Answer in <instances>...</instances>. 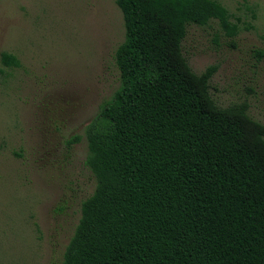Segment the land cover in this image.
<instances>
[{
    "label": "trees",
    "instance_id": "trees-1",
    "mask_svg": "<svg viewBox=\"0 0 264 264\" xmlns=\"http://www.w3.org/2000/svg\"><path fill=\"white\" fill-rule=\"evenodd\" d=\"M116 4L120 85L85 131L96 186L62 264H264V124L220 106L217 66L195 73L182 48L211 21L236 37L235 16L220 0Z\"/></svg>",
    "mask_w": 264,
    "mask_h": 264
},
{
    "label": "rangeland",
    "instance_id": "rangeland-1",
    "mask_svg": "<svg viewBox=\"0 0 264 264\" xmlns=\"http://www.w3.org/2000/svg\"><path fill=\"white\" fill-rule=\"evenodd\" d=\"M220 1L239 34L192 25L183 54L197 74L217 66L220 106L246 102L264 124V0ZM124 39L116 0H0V264H62L96 186L85 131L120 85Z\"/></svg>",
    "mask_w": 264,
    "mask_h": 264
}]
</instances>
